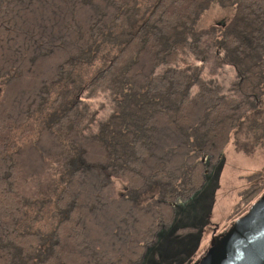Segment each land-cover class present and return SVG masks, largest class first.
I'll return each instance as SVG.
<instances>
[{"label": "trees", "instance_id": "16d2710c", "mask_svg": "<svg viewBox=\"0 0 264 264\" xmlns=\"http://www.w3.org/2000/svg\"><path fill=\"white\" fill-rule=\"evenodd\" d=\"M0 88V264L140 263L264 118V0H0Z\"/></svg>", "mask_w": 264, "mask_h": 264}, {"label": "rangeland", "instance_id": "374dc122", "mask_svg": "<svg viewBox=\"0 0 264 264\" xmlns=\"http://www.w3.org/2000/svg\"><path fill=\"white\" fill-rule=\"evenodd\" d=\"M229 17L230 11L214 8L202 16L200 25L207 27L226 22ZM189 63L202 69L201 63L192 60ZM201 77L204 80L214 79L227 87L234 79V73L224 68L211 77L204 68ZM83 100L96 115L94 123L85 129L86 133H93L97 122L109 115L111 105L105 96ZM247 127L251 133L254 130L263 131L264 118L250 115L242 121L220 159L207 170L202 189L181 206H176L183 202L181 198L170 204L174 208L172 224L147 246L141 262L136 264H192L206 249L214 231L211 233V228L217 226L215 233H220L247 210L249 206L233 214L240 194L250 187L254 190L263 187L264 190V135L246 134Z\"/></svg>", "mask_w": 264, "mask_h": 264}, {"label": "water", "instance_id": "95a60500", "mask_svg": "<svg viewBox=\"0 0 264 264\" xmlns=\"http://www.w3.org/2000/svg\"><path fill=\"white\" fill-rule=\"evenodd\" d=\"M217 228L192 264H264V190L241 216L216 234Z\"/></svg>", "mask_w": 264, "mask_h": 264}, {"label": "flooded vegetation", "instance_id": "af4514ba", "mask_svg": "<svg viewBox=\"0 0 264 264\" xmlns=\"http://www.w3.org/2000/svg\"><path fill=\"white\" fill-rule=\"evenodd\" d=\"M215 226H216V225H215ZM215 226H214V227H215ZM213 229H214V228H211V233H212Z\"/></svg>", "mask_w": 264, "mask_h": 264}]
</instances>
